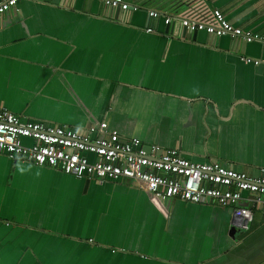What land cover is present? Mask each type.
<instances>
[{
	"label": "crops",
	"instance_id": "0c3cea01",
	"mask_svg": "<svg viewBox=\"0 0 264 264\" xmlns=\"http://www.w3.org/2000/svg\"><path fill=\"white\" fill-rule=\"evenodd\" d=\"M204 1L264 34V0ZM131 14L100 0H18L0 15V107L71 128L103 123L118 139L258 175L264 48L196 41ZM230 226L229 208L163 201L129 180L76 179L0 153V264H264V207L233 238Z\"/></svg>",
	"mask_w": 264,
	"mask_h": 264
},
{
	"label": "built area",
	"instance_id": "2783aa9c",
	"mask_svg": "<svg viewBox=\"0 0 264 264\" xmlns=\"http://www.w3.org/2000/svg\"><path fill=\"white\" fill-rule=\"evenodd\" d=\"M100 1L121 11L146 9L148 16L159 17L170 26L177 24L188 34L204 30L217 37L227 35L264 47V34L232 24L204 0ZM17 2L0 0V15ZM163 3L173 11H160ZM172 3H178L180 8H174ZM239 59L257 63L249 57ZM0 153L57 169L76 179L129 180L163 201L176 199L229 208L238 229H247L253 210L264 207L263 168L258 175L250 176L216 161L192 162L174 147L142 143L135 137L118 139L107 132L103 123L71 128L28 119L0 107Z\"/></svg>",
	"mask_w": 264,
	"mask_h": 264
},
{
	"label": "water",
	"instance_id": "95a60500",
	"mask_svg": "<svg viewBox=\"0 0 264 264\" xmlns=\"http://www.w3.org/2000/svg\"><path fill=\"white\" fill-rule=\"evenodd\" d=\"M42 1H45V2H51V3H57L59 0H42ZM116 11L118 12V9L116 8ZM131 18L132 17H135L136 19H139V16L141 18H143V26L146 25V20L148 19V16H147V10L146 9H138L137 11H132V14H131ZM134 21V20H133ZM132 22V21H131ZM183 35L185 34V30L180 28ZM163 31L165 32H168V33H177L178 31V25L177 24H174L173 26H170L168 24H164L163 25ZM191 36V39L193 40H196V41H203V39L206 37V35H208L204 30H200V31H194V32H191L189 34ZM220 38L224 41L226 39H230L229 36L225 35V36H220ZM264 48V47H263ZM121 140H124V139H121ZM235 228L234 226H230L229 227V235L231 238H233V234L235 232Z\"/></svg>",
	"mask_w": 264,
	"mask_h": 264
},
{
	"label": "rangeland",
	"instance_id": "374dc122",
	"mask_svg": "<svg viewBox=\"0 0 264 264\" xmlns=\"http://www.w3.org/2000/svg\"><path fill=\"white\" fill-rule=\"evenodd\" d=\"M162 9H164L165 10V12H172L173 11V9H170L169 7H164V6H161V11H162Z\"/></svg>",
	"mask_w": 264,
	"mask_h": 264
},
{
	"label": "trees",
	"instance_id": "16d2710c",
	"mask_svg": "<svg viewBox=\"0 0 264 264\" xmlns=\"http://www.w3.org/2000/svg\"><path fill=\"white\" fill-rule=\"evenodd\" d=\"M170 1H171V0H170ZM172 4H173V3H172ZM173 7H174V8H180V5H179L178 3H174V4H173Z\"/></svg>",
	"mask_w": 264,
	"mask_h": 264
}]
</instances>
